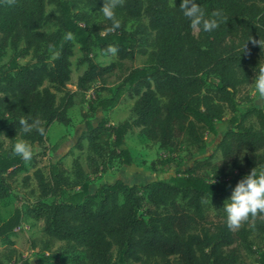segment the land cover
I'll list each match as a JSON object with an SVG mask.
<instances>
[{"label":"trees","instance_id":"1","mask_svg":"<svg viewBox=\"0 0 264 264\" xmlns=\"http://www.w3.org/2000/svg\"><path fill=\"white\" fill-rule=\"evenodd\" d=\"M104 2L0 0V56L13 50L8 65L0 67V199L8 197L7 179L23 164L1 139L45 148L54 124L71 123L69 112L78 97L97 83L107 85L125 61L134 59L140 37L153 34L147 67L127 72L116 96L100 103L103 110L114 107L127 92L134 100L130 119L118 126L104 119L85 122L86 165L79 157L73 161V179L58 162L48 176L37 170L40 195L52 201L30 203L25 213L44 222L49 243L65 242L69 250L83 251L75 264H134L144 258L156 259L153 264H246L243 251L257 254L256 263L264 264V248L254 250L252 241L254 235L264 236V213L250 215L233 230L219 202L254 168L264 171V111L254 105L241 111L239 100L259 63L264 64V0H196L205 16L222 13L211 32L192 27L179 7L182 0H118L120 27L113 30L112 21L100 19ZM129 22L138 23L135 31L127 30ZM50 25L56 30L48 34L44 29ZM110 45L118 48V62L96 64L93 50L107 52ZM75 46L87 69L73 91L68 87ZM28 55L33 62L19 63ZM228 114V128L208 149L205 134L217 137L215 125ZM21 118L39 120L45 133L35 128L25 133ZM133 129L164 151L184 145L195 156L192 164L178 162L172 171L171 164L156 168L152 163L156 179L151 183L118 178L93 188L90 176L106 172L114 161L122 168L132 166L125 138ZM77 147L84 149L81 142ZM52 149L58 153V144ZM207 201L217 208L216 215L208 213ZM23 216L17 207L0 223L1 243L14 245L12 236ZM53 260L45 256L40 261ZM0 264H5L1 252Z\"/></svg>","mask_w":264,"mask_h":264},{"label":"rangeland","instance_id":"2","mask_svg":"<svg viewBox=\"0 0 264 264\" xmlns=\"http://www.w3.org/2000/svg\"><path fill=\"white\" fill-rule=\"evenodd\" d=\"M54 7L50 6L48 12L52 13ZM100 19H105L104 16ZM147 25V20L143 21ZM138 23L129 22L126 25L127 30L135 31ZM56 28L52 25L47 26L44 32L51 34ZM138 48L135 50V57L132 61H125L118 72L111 77L108 84L103 86L99 83L95 84L91 90L82 98L78 97V104L75 105L69 112L71 123L67 126L54 124L48 133L46 147L41 149L37 146H32L33 156L31 160L24 161L18 174L12 178H8V197L0 199V223L7 220L19 207L23 212L22 226L18 228L12 236L13 246H8L0 242V252L2 253L5 264H19L22 260H30L33 264H75L77 258L84 257L81 249L69 250L65 242L50 241L44 234V222L37 221L29 217L25 213V208L28 204L37 201L50 203L52 198H42L38 189L37 181L34 174L37 170H41L46 176L49 175L50 166L53 163H60L61 167L67 171L70 179H73L71 173L73 161L80 158L81 162L86 165L88 156L87 139L85 133V122L90 121L96 124L100 120H107L109 125L118 126L131 117L134 100L124 92L118 104L114 107H109L106 110L101 109L100 103L103 100H109L116 96L118 90L123 87L124 78L127 72L134 68H144L148 65V54L152 50L153 34L142 35ZM75 55L71 59L72 62V83L69 89L76 91L74 86L78 78L87 69V64L81 63L83 53L78 46H75ZM13 55V50L8 48L3 55L0 56V67L8 65ZM92 59L100 66H109L112 63H117V55L108 52H103L99 49H94ZM33 62L32 55H28L19 59V63L27 64ZM254 82V78L252 83ZM246 86L240 93V110L244 111L249 105H254L264 111V99H261L254 90V85ZM61 94L59 95V97ZM229 114L224 120L216 123L218 136L205 134V141L208 149H212L215 143L220 140L226 129L228 128ZM254 123V120H252ZM257 126L256 123H254ZM4 148L7 151H12L15 142H10L4 138ZM78 142H81L84 149L80 150L77 147ZM59 146L58 153L53 151L55 145ZM125 147L131 152L133 164L129 168H122L118 162L114 161L107 169L98 175L90 176V183L93 188H97L104 183H113L118 178H123L129 184L151 183L156 177L153 172L152 163L156 168H161L171 164V170H177L176 164L183 162L185 166L192 164L193 156L191 151L184 145L178 151H164L159 146L147 139L140 129H133L125 138ZM13 152V151H12ZM220 160V155L215 159V162ZM241 172L244 170L243 164L238 165ZM230 197V196H229ZM220 199L219 202L224 205L229 198ZM207 211L211 215L217 214V208L210 201L206 203ZM254 250L264 248V236L254 235L252 237ZM50 244V251H46V245ZM116 254V250H114ZM45 256H53L54 260L49 263H42L40 260ZM243 260L246 264H257L258 255L250 254L243 251ZM156 259L144 258L140 263L134 264H153Z\"/></svg>","mask_w":264,"mask_h":264},{"label":"clouds","instance_id":"3","mask_svg":"<svg viewBox=\"0 0 264 264\" xmlns=\"http://www.w3.org/2000/svg\"><path fill=\"white\" fill-rule=\"evenodd\" d=\"M117 3L118 0H105L103 7L100 9L103 16L112 21L113 30L120 27V22L115 15ZM179 7L184 17L191 22L193 28L201 26L205 32L215 30L218 27L216 18L222 16L220 11L213 12L211 17L205 16L196 0H182ZM66 39H72V34H66ZM106 51L115 55L118 48L110 45ZM252 84L258 96L264 99V64L261 62L256 69ZM18 123L25 133L31 132L34 128L41 135L45 133V129L39 126V120H33L30 123L29 120L21 118ZM12 151L14 155L19 156L24 161L31 160L33 156L32 147L23 139L15 142ZM222 209L226 215L227 227L233 230L238 229L250 215L256 216L258 213H264V171L258 173L254 168L249 174L240 179L232 189L231 195L225 201Z\"/></svg>","mask_w":264,"mask_h":264}]
</instances>
